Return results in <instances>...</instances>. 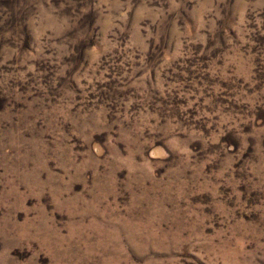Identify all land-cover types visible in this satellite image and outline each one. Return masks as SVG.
<instances>
[{
    "label": "rangeland",
    "instance_id": "obj_1",
    "mask_svg": "<svg viewBox=\"0 0 264 264\" xmlns=\"http://www.w3.org/2000/svg\"><path fill=\"white\" fill-rule=\"evenodd\" d=\"M0 264H264V0H0Z\"/></svg>",
    "mask_w": 264,
    "mask_h": 264
}]
</instances>
